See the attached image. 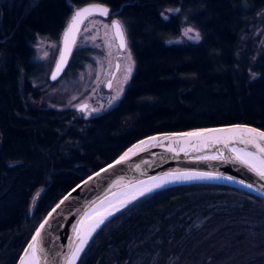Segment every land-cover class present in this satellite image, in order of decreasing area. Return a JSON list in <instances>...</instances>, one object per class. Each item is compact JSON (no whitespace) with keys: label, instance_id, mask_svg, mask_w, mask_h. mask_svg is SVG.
<instances>
[{"label":"trees","instance_id":"trees-1","mask_svg":"<svg viewBox=\"0 0 264 264\" xmlns=\"http://www.w3.org/2000/svg\"><path fill=\"white\" fill-rule=\"evenodd\" d=\"M89 2L107 5L121 22L134 69L114 107L83 119L33 104L31 81L42 70L36 37L57 39L73 8ZM165 8L179 12L164 19ZM262 9L264 0H0V264H14L70 188L138 140L232 123L264 130V46L252 64L249 48L236 56ZM182 18L200 40L167 44ZM81 58L71 55L66 70ZM247 240L264 243V199L225 184L187 183L116 212L76 264H218Z\"/></svg>","mask_w":264,"mask_h":264},{"label":"water","instance_id":"water-1","mask_svg":"<svg viewBox=\"0 0 264 264\" xmlns=\"http://www.w3.org/2000/svg\"><path fill=\"white\" fill-rule=\"evenodd\" d=\"M92 5L106 7L109 13L107 16H92H99L102 18H108V16H110L109 7L103 3L97 2L85 3L75 8L71 12L59 37V53L49 73V81L52 82L57 80L64 72L72 54L77 36L84 21L86 20L85 19L83 23L78 24L76 29L69 34L67 37V45H65L64 34L68 28L73 14L79 9H83ZM114 21H118L120 24L121 22L117 18L112 17L110 24L115 42L119 50H124L127 46L125 31V47L121 48V41L117 39L115 29L112 27ZM62 53L63 61L61 59ZM58 63L61 64L59 72H57ZM117 67L118 64L115 62V66L110 74V78L114 76L115 72L117 71ZM53 73H57L55 79H53ZM109 86L110 80H108L105 84L106 88H109ZM85 107L86 104L83 103L78 106V109L84 110ZM237 126L241 128L256 129L257 131H264L263 129L250 124L232 123L189 131L159 132L138 140L128 147L116 159L94 171L70 188L49 209V211L40 221L31 237L24 245L22 251L16 258L14 264H21L22 258L24 259L25 264H28L34 255L39 260V264H66L65 257H71V254L74 251L77 243L84 235L88 233V231H91V228L100 219L99 215L97 214H92L91 216L87 217L89 211L106 198H109L110 196L117 194L128 187L153 177L181 173H203L219 180H201L170 184L143 194L134 200L163 188L187 183L225 184L245 190L264 199V179L258 176L256 172L252 171L249 167L242 164L239 160L235 159V153L230 150L232 148L241 149L245 147L243 144L238 142V134H236L235 140L233 139L234 134L229 132H205L204 138L183 135L190 132H204V130L209 129H231L236 128ZM216 137L220 138L219 141L216 139ZM224 141L228 142L229 146L227 148L224 145ZM140 142L141 145H136L137 147H135L131 152L127 153V156H125L127 150L133 148L135 144ZM258 142L264 144V141ZM249 150L255 151V149L252 148H249ZM121 157L125 158L121 160ZM211 157L216 158L212 159ZM117 161L120 162L117 163ZM123 207L119 208L114 213ZM114 213L103 220V223L98 224L99 226H97L95 230L91 232L88 242L96 233V231ZM41 225H44V227L41 228ZM37 230H40V236L36 242H33V237L37 235ZM32 243H35V249H30L26 253V249H29V245Z\"/></svg>","mask_w":264,"mask_h":264},{"label":"rangeland","instance_id":"rangeland-1","mask_svg":"<svg viewBox=\"0 0 264 264\" xmlns=\"http://www.w3.org/2000/svg\"><path fill=\"white\" fill-rule=\"evenodd\" d=\"M175 9L178 8H165L160 15L164 19L168 18L178 13L174 11ZM111 18L90 16L84 21L71 54L81 52L80 67L68 71L65 68L61 76L52 82L49 81L48 76L59 53L60 36L57 39L36 37L33 45L34 61L41 65L42 70L40 75L31 81V86L38 92L33 104L57 111L68 110L74 112L77 117L87 119L111 109L118 103L133 73L134 63L128 45L124 50H119L112 33ZM188 28H192L193 32L185 36L184 31ZM196 33L199 32L189 25L185 18H182L178 35L167 40L166 43H196L198 41L189 39ZM263 46L264 9L255 14L240 35L236 56L249 48L251 51L249 63L252 64L261 53ZM115 62L118 64L117 71L110 78ZM129 69H131L130 72ZM248 72L252 78L253 72L250 69ZM108 80H110V86L106 88L105 84ZM83 103L86 104L85 109H78V106ZM40 192L39 190L37 194ZM35 202L36 198L33 197L28 207L29 216L32 214ZM198 224L194 223V226L198 227ZM251 240L245 241L240 252L235 251L232 256L230 254L238 261L229 256L218 264H234L235 262H237L235 264H264V248L260 246L264 243H254Z\"/></svg>","mask_w":264,"mask_h":264},{"label":"snow or ice","instance_id":"snow-or-ice-1","mask_svg":"<svg viewBox=\"0 0 264 264\" xmlns=\"http://www.w3.org/2000/svg\"><path fill=\"white\" fill-rule=\"evenodd\" d=\"M175 12H179V9H175ZM108 9L106 7H101L99 5H92L83 9L77 10L68 25V28L64 34L65 36V45H67V37L69 34L76 29V26L80 23H83L85 19H87L89 16L92 15H103L107 16ZM163 15V14H162ZM167 17H165L166 19ZM113 29H115L116 37L121 41V48L125 47L124 44V30L122 25L118 21H114L112 24ZM193 32L192 28H188L184 31V35L188 36L189 33ZM189 39H193L196 41H199L200 35L199 33H196L194 36H190ZM130 58V57H129ZM63 61V53L61 57ZM61 68V64H57V72H59ZM131 69H129V72ZM57 73H53V79H55ZM256 74H252V78H255ZM205 132L207 133H216V132H229L233 133V139L235 140L236 134L239 135V143L243 144L245 147L241 149L232 148L230 149L235 153V159L239 160L242 164L249 167L252 171L256 172L258 176H260L262 179H264V144L259 143L258 141H264V131H257L256 129H250V128H241L237 126L236 128L231 129H209L204 130V132H190L185 133L183 135L186 136H192V137H198V138H204ZM216 139L219 141V137H216ZM224 145L227 148L228 142L224 141ZM249 148L255 149V151L249 150ZM131 151V150H130ZM127 156V153L125 154ZM125 157H121V160H123ZM212 159H215L216 157H211ZM120 161H117L119 163ZM185 179H211L213 177L208 176L207 174H198L195 176H189L187 174H182ZM155 187H160L159 184L155 185ZM250 187V185H249ZM150 191V189H149ZM143 195V193H141ZM51 215V214H50ZM99 223H103V220H101ZM96 226H99L98 224ZM44 225H41V228H43ZM95 230L94 228L92 229ZM88 235H91V232L88 233ZM40 236V230H37V235L33 237V242H36L38 240V237ZM86 241L82 240L81 243H85ZM30 249H35V243H32L29 245V249H26V253ZM82 251V248L77 247L76 250L72 253V257H65L66 264H75V258L79 255V253ZM21 264H25L24 259L22 258ZM29 264H39V260L34 255L29 262Z\"/></svg>","mask_w":264,"mask_h":264},{"label":"bare ground","instance_id":"bare-ground-1","mask_svg":"<svg viewBox=\"0 0 264 264\" xmlns=\"http://www.w3.org/2000/svg\"><path fill=\"white\" fill-rule=\"evenodd\" d=\"M136 145L137 146L141 145V142L138 144H135V146L133 148H130L129 150H127L126 153L131 152L135 147H137ZM182 174H187L189 176L198 175V174H194V173H181V174L161 175V176L153 177L151 179L144 180L138 184H135L131 187H128V188L118 192L117 194H114V195L110 196L109 198H106L105 200L101 201L99 204L94 206L89 211V213L87 214V217L91 216L92 214H97L100 217L99 221L91 228V231H88V233L92 232L93 231L92 229L93 228L95 229L97 227L96 225L100 224L99 222L101 220H105L112 213H114L116 210H118L119 208L123 207L124 205L130 203L135 198L141 196V193L146 194V193L151 192L153 190L162 188L163 186H167L170 184H176V183H180V182L201 181V180H219L215 177H213L211 179H195V178L185 179ZM157 184H159L160 187H155V185H157ZM149 189H150V191H149ZM88 233L86 235H84L81 238V240L77 243L76 247L74 248V251L76 250L77 247L82 248V251H83L86 243L88 242V240L91 236V235H88ZM82 240H84L86 242L81 243ZM81 252L75 258V263H76L77 259L79 258ZM71 257H72V254H71Z\"/></svg>","mask_w":264,"mask_h":264},{"label":"clouds","instance_id":"clouds-1","mask_svg":"<svg viewBox=\"0 0 264 264\" xmlns=\"http://www.w3.org/2000/svg\"><path fill=\"white\" fill-rule=\"evenodd\" d=\"M256 78V77H255ZM255 78H253V79H255Z\"/></svg>","mask_w":264,"mask_h":264}]
</instances>
